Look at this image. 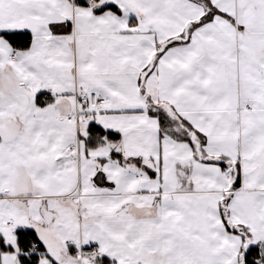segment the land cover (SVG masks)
Wrapping results in <instances>:
<instances>
[{
    "label": "snow or ice",
    "instance_id": "snow-or-ice-1",
    "mask_svg": "<svg viewBox=\"0 0 264 264\" xmlns=\"http://www.w3.org/2000/svg\"><path fill=\"white\" fill-rule=\"evenodd\" d=\"M0 264H264V0H0Z\"/></svg>",
    "mask_w": 264,
    "mask_h": 264
}]
</instances>
